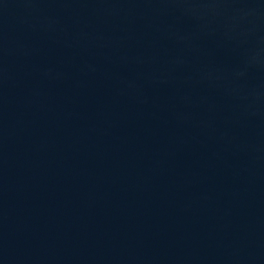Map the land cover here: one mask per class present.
Here are the masks:
<instances>
[{"label":"water","instance_id":"1","mask_svg":"<svg viewBox=\"0 0 264 264\" xmlns=\"http://www.w3.org/2000/svg\"><path fill=\"white\" fill-rule=\"evenodd\" d=\"M0 264H264V0H0Z\"/></svg>","mask_w":264,"mask_h":264}]
</instances>
